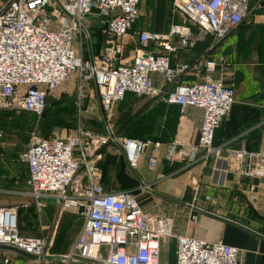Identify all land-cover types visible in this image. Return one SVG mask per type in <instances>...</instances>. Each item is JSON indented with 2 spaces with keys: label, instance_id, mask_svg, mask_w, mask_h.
<instances>
[{
  "label": "built area",
  "instance_id": "2783aa9c",
  "mask_svg": "<svg viewBox=\"0 0 264 264\" xmlns=\"http://www.w3.org/2000/svg\"><path fill=\"white\" fill-rule=\"evenodd\" d=\"M251 0H172L170 33L140 31L132 34L140 45L126 56L124 38L140 18L141 0H7L0 5V109H17L41 116L48 99L75 76L81 95L92 85L104 111H110L127 93L146 96L184 111L202 110L199 140L180 155L196 163L213 155L225 169L232 160L245 176L264 177L260 151L229 149L215 144V134L236 102V89L225 81L224 60L207 59L202 81L179 84L167 90L155 84L152 74L160 73L166 83L189 69L188 64H171L170 43L177 36L181 48L195 43L197 26L216 43L224 41L251 12ZM262 22L264 23V4ZM95 29L104 37L93 52ZM154 42L166 51H149ZM91 51L90 53H88ZM88 53V55L86 54ZM178 143L167 147V158L177 155ZM116 145L128 165L137 168L148 152L147 165L155 170L163 142L121 136L108 120L103 132L79 125L67 135L55 133L36 138L21 158L28 167L29 195L41 210L53 199L62 209L83 219L82 228L65 252L51 251L54 239L24 235L15 207L0 208V246H13L36 256L35 264H163L164 243L176 239L175 264H241V249L220 241H208L175 231V217L147 213L133 190H107L101 162L105 149ZM145 187V185L143 186ZM208 194L194 191L188 204V222L206 211ZM10 259L2 255L0 263Z\"/></svg>",
  "mask_w": 264,
  "mask_h": 264
},
{
  "label": "crops",
  "instance_id": "0c3cea01",
  "mask_svg": "<svg viewBox=\"0 0 264 264\" xmlns=\"http://www.w3.org/2000/svg\"><path fill=\"white\" fill-rule=\"evenodd\" d=\"M6 1L0 0V5ZM141 2L148 4L151 11L147 16L139 18L134 23L131 34L124 38L126 56L133 55L140 45L136 38L130 37L132 34L144 30L168 34L173 22H185L184 18L183 21L176 20L180 14L173 17L172 0ZM263 4L264 0H251L249 16L220 43H216L214 37L213 41L203 38L197 26L193 25L196 38L190 48H181L177 36H171L169 40L172 45L177 46L176 50L166 51L164 47H158L154 42L146 47L153 52H169L173 66L189 65V69L180 73L172 83H166L160 73L152 74L155 84L167 90H173L179 84L202 81L206 73L207 59L225 61L223 71L225 81L235 86L236 102L215 136V144L224 146L223 157H227L229 149L235 148H246L264 154ZM159 15L161 18L158 20ZM92 51L96 52L93 47ZM74 81L78 85L76 77ZM88 92L98 97L92 85H88ZM52 96L59 98L57 95L50 97ZM144 100L145 105H136L133 110L145 113L153 109L169 110L162 113L164 118L161 119L163 121L161 127L157 123L153 130L140 132L147 137L163 141L157 168L155 170L148 168L149 151L146 152L139 167L131 168L126 164L125 157L118 147L111 145L106 149L103 161L106 171L104 186L112 190L135 191L147 213L174 216L175 231L239 247L242 251L241 264H264V177L241 174L239 163L232 158L233 163L226 169L224 165L218 164L220 160L213 155L196 163H189L186 155L181 156L180 153L198 143L203 122L202 110L187 107L182 111L178 105L157 102L148 105V100L145 98ZM148 126L150 123H146V129ZM173 142L178 143V146L177 155L171 160L167 158V147ZM254 163L256 166H263L264 160L257 159ZM26 168L28 180L27 164ZM196 188L200 189L201 194L210 195L212 201L204 203L206 211L198 212L196 220L188 222V204L193 201ZM33 202L31 205L35 207ZM0 250L3 256L10 259L8 264H35V259L17 253L8 246H0ZM51 251L64 252L62 246L54 249L51 247Z\"/></svg>",
  "mask_w": 264,
  "mask_h": 264
},
{
  "label": "rangeland",
  "instance_id": "374dc122",
  "mask_svg": "<svg viewBox=\"0 0 264 264\" xmlns=\"http://www.w3.org/2000/svg\"><path fill=\"white\" fill-rule=\"evenodd\" d=\"M150 11L149 5L141 2L140 18L147 16ZM157 18L159 20L161 15ZM176 20L183 21V17L177 15ZM211 36L208 34L202 37L213 41ZM100 47L97 41L93 45L95 51ZM74 80L75 76L70 77L58 89L54 95L59 98L52 96L54 100L49 101L47 110L41 116L23 110L0 109V208L15 207L20 231L54 239L53 249L61 247L65 239L71 244L81 230L83 219L73 211L62 209L53 199L47 200V205L41 210L31 205L33 198L28 193L27 168L21 158L22 153L27 151L36 138H46L53 133L67 135L79 125L104 131L109 120L125 135L134 129L140 132L153 130L157 123L159 127L163 125V114L169 112L153 109L146 114L145 111L133 110L136 105L146 103L144 98L134 95H127L106 112L96 95L83 92L85 94L80 99V90ZM146 123H150L147 129ZM161 256L163 264H174L175 238L164 243Z\"/></svg>",
  "mask_w": 264,
  "mask_h": 264
},
{
  "label": "trees",
  "instance_id": "16d2710c",
  "mask_svg": "<svg viewBox=\"0 0 264 264\" xmlns=\"http://www.w3.org/2000/svg\"><path fill=\"white\" fill-rule=\"evenodd\" d=\"M172 9V8H171ZM191 27L193 26V25H190ZM94 37H95V41H94V43L97 41V42H99L100 44H101V46H102V43H103V41H104V37L102 36V34L100 33V31L98 30V29H95V32H94ZM101 48V47H100ZM100 50V49H99ZM99 50H97V51H99ZM127 95H134V96H137V95H135V94H132V93H127L126 94V96ZM125 96V97H126ZM138 97H142V98H145V99H147L148 100V105L150 104H153L154 102H156L154 99H152V98H149V97H146V96H138ZM51 99H53L54 100V98L53 97H49V99H48V105H47V107L49 106V101L51 100ZM79 101H81V100H79ZM157 103H162V104H168V103H165V102H161V101H158ZM173 105H175V104H173ZM46 110H47V108H46ZM45 110V111H46ZM23 111H25V110H23ZM44 111V112H45ZM26 112H28V113H31V114H34V113H32V112H29V111H26ZM35 115V114H34ZM86 127V126H85ZM87 128H90V127H87ZM220 128V127H219ZM91 129H93V128H91ZM94 130H96V129H94ZM114 130H115V132L117 133V134H119V135H121V136H129V137H133V138H140V139H143V140H147V139H151V140H154V141H156V140H159V141H162V140H160V139H158V138H150V137H147V136H143V134L142 133H140V131L141 130H137V129H134V130H130V134H128V135H125V134H123L122 132H121V130L120 129H118V127H115L114 126ZM218 130V129H217ZM96 131H100V130H96ZM143 132V131H142ZM215 136H216V134H215ZM163 142V141H162ZM215 143H216V141H215ZM107 149V148H106ZM106 149H105V151H106ZM124 155V154H123ZM125 157V156H124ZM104 161V160H103ZM103 161L101 162V166H102V169H103V180L105 179V177H106V171H105V166H104V164H103ZM125 161H126V164L128 165V163H127V160H126V158H125ZM129 166V165H128ZM130 167V166H129ZM106 188V187H105ZM107 189V188H106ZM107 190H111V189H107ZM70 242L68 241V239H65L64 241H63V243H62V250H64V252L65 251H67L69 248H70V246L73 244V242L71 243V244H69Z\"/></svg>",
  "mask_w": 264,
  "mask_h": 264
},
{
  "label": "water",
  "instance_id": "95a60500",
  "mask_svg": "<svg viewBox=\"0 0 264 264\" xmlns=\"http://www.w3.org/2000/svg\"><path fill=\"white\" fill-rule=\"evenodd\" d=\"M8 247H9V249H11V250H13V251H15V252H17V253H20V254H22V255L28 257V258L36 259V256H35V255L30 254V253H28V252H26V251H24V250H21V249H19V248H17V247H13V246H8Z\"/></svg>",
  "mask_w": 264,
  "mask_h": 264
}]
</instances>
